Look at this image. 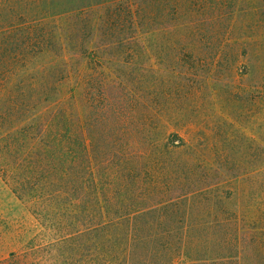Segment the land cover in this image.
<instances>
[{"label":"trees","instance_id":"1","mask_svg":"<svg viewBox=\"0 0 264 264\" xmlns=\"http://www.w3.org/2000/svg\"><path fill=\"white\" fill-rule=\"evenodd\" d=\"M34 1L0 0V172L18 199L39 207L40 220H56L49 227L56 230V264H264V181L250 182L240 211L232 209L234 193L211 188L163 200L141 156L118 153L115 119L123 113L110 109V121L97 119L94 141L86 138L91 123L76 121L71 82L76 77L85 87L91 55L113 47L93 40L102 32L112 38L116 29L143 39L156 1L89 0L88 10L67 12L27 8ZM75 1L56 0V7ZM241 45L264 84V34L258 44ZM100 83L106 97L107 83ZM213 192L214 201L195 203ZM68 250L78 258L72 263L61 257ZM0 264L41 262L11 253Z\"/></svg>","mask_w":264,"mask_h":264},{"label":"rangeland","instance_id":"2","mask_svg":"<svg viewBox=\"0 0 264 264\" xmlns=\"http://www.w3.org/2000/svg\"><path fill=\"white\" fill-rule=\"evenodd\" d=\"M155 1L143 39L135 30L116 29L112 38L102 32L93 40L113 42V47L99 57L91 55L85 87L76 77L71 82L76 121L91 123L86 138L94 141L96 120L110 121V109L116 108L123 113L115 119V135L122 140L119 155L141 156L151 180L165 191L163 200L211 188L224 196L234 193L231 206L240 211L250 182L264 181V84L258 74L252 76L254 56L241 45L243 40L262 41L264 0ZM88 2L56 7V0L53 6L35 0L27 8L88 10ZM48 20L54 22L56 15ZM99 81L107 83L106 97ZM7 183L0 172V262L11 253H26L41 264H56V230L49 228L56 220H40L39 207L27 196L18 199ZM215 193L195 203L214 201ZM61 257L78 259L73 250Z\"/></svg>","mask_w":264,"mask_h":264}]
</instances>
